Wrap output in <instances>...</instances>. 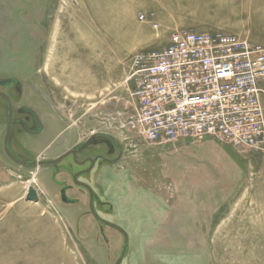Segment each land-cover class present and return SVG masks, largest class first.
I'll return each instance as SVG.
<instances>
[{
  "label": "rangeland",
  "instance_id": "rangeland-1",
  "mask_svg": "<svg viewBox=\"0 0 264 264\" xmlns=\"http://www.w3.org/2000/svg\"><path fill=\"white\" fill-rule=\"evenodd\" d=\"M183 29L264 46V0H0V76L22 83L49 129L37 144L16 140L27 158L53 157L92 133L118 143L113 162L85 180L101 216L128 235L121 264H264V154L206 139L155 146L134 125L132 58ZM98 145L83 155L105 154ZM9 160L0 148V264L115 263L122 236L84 217L85 197L74 192L78 207H62L48 170ZM37 171L51 194L27 202Z\"/></svg>",
  "mask_w": 264,
  "mask_h": 264
},
{
  "label": "built area",
  "instance_id": "built-area-1",
  "mask_svg": "<svg viewBox=\"0 0 264 264\" xmlns=\"http://www.w3.org/2000/svg\"><path fill=\"white\" fill-rule=\"evenodd\" d=\"M125 83L146 143L206 139L264 154V46L221 31H174L163 48L132 58Z\"/></svg>",
  "mask_w": 264,
  "mask_h": 264
},
{
  "label": "flooded vegetation",
  "instance_id": "flooded-vegetation-1",
  "mask_svg": "<svg viewBox=\"0 0 264 264\" xmlns=\"http://www.w3.org/2000/svg\"><path fill=\"white\" fill-rule=\"evenodd\" d=\"M3 70L0 69V73ZM0 130L3 131V139L1 142V151L6 160H9L6 155L3 145L5 141V136L8 132V137L6 140L7 149L11 150L12 142L14 141V145L17 146L18 151L11 150L10 152L16 159L23 161H33V160H54L69 150L78 149L74 155L68 154L63 159H61L57 163V167L53 168L52 166L41 167L40 170L45 169L49 171V177L51 183L54 185V195H56V199L59 205L64 206H78L81 203V199L79 197H73L72 193H77L80 197H85V203L87 205V214L91 216L96 224L100 227H107L105 225L97 222L89 211V195L85 188L76 185L72 181V177L76 175V180L80 183L91 186L85 180V177L88 176L91 172L99 168L102 163H110L113 162V159L110 158V155L113 153H117L120 150V147L117 142H115L112 138L104 136L102 134H94L92 133L86 140L83 142L64 150L63 152L46 158L41 154H35L29 158L26 157L25 151L30 152L28 146H26L25 141L16 140V136L30 138L31 142L37 144L41 142L43 136L49 129L46 128L45 122L41 114L36 109L35 105L32 104V99L29 96V99L26 98L23 100L24 95V87L22 83L14 76H0ZM26 102V103H25ZM59 135V134H58ZM19 137V138H20ZM102 138L103 140L102 143ZM95 144L94 141L96 140ZM88 143L86 144V142ZM32 143V144H33ZM102 144L105 148V154L102 153H94V155H83L84 151L87 149H93L95 146H99L98 144ZM31 144V145H32ZM86 144V145H85ZM84 145V146H83ZM83 146V147H82ZM82 147V148H80ZM109 156V158H107ZM9 162L14 163L11 159ZM68 162L67 164H65ZM16 164V163H14ZM18 165V164H16ZM19 166V165H18ZM65 166L66 168H64ZM21 167V166H19ZM30 168V167H23ZM35 169V168H32ZM89 169V170H88ZM39 171L35 174L38 176ZM62 176V177H61ZM68 178V181L66 178ZM63 178V179H62ZM92 190V188H91ZM93 192V200L92 206L95 214L102 220L107 221L103 217H101L100 208L104 205L101 202L100 197L92 190ZM109 228V227H107ZM111 229V228H109ZM113 230V229H112Z\"/></svg>",
  "mask_w": 264,
  "mask_h": 264
},
{
  "label": "water",
  "instance_id": "water-1",
  "mask_svg": "<svg viewBox=\"0 0 264 264\" xmlns=\"http://www.w3.org/2000/svg\"><path fill=\"white\" fill-rule=\"evenodd\" d=\"M7 137H8V132H7L6 136H5V141H4V145H3L4 151H5L6 155L8 156V158H10L14 163L18 164L21 167H30V168H35L36 170H38L41 167H48V166H52L53 168H56L57 167V163L61 159H63L68 154H71L74 157L76 151L79 149L78 148V149H74V150H69L68 152H66L65 154H63L62 156H60V157H58V158H56L54 160L23 161V160L16 159L9 152V150L7 149V146H6ZM87 143H88V141L86 142V144ZM82 147H80V148H82ZM72 181H73L74 184L79 185V186H81V187H83V188H85L87 190L88 195H89V211H90L91 215L93 216V218L97 222H99L100 224L105 225V226H107V227H109V228L117 231L122 236V239H123L122 248H121V251H120V254H119L117 260L114 263V264H121V262L123 260V257H124V255L126 253L127 247H128V235H127V233L121 227H119V226H117V225H115V224H113L111 222H108V221H105V220L100 219L95 214V212L93 210V206H92L93 192H92L91 188L88 185H86V184H83V183L78 182L76 180V175H74L72 177ZM25 201H27V202H34V203H37L38 202V196H37L36 190L33 187H31V186H29L27 188V190H26V193H25Z\"/></svg>",
  "mask_w": 264,
  "mask_h": 264
},
{
  "label": "bare ground",
  "instance_id": "bare-ground-1",
  "mask_svg": "<svg viewBox=\"0 0 264 264\" xmlns=\"http://www.w3.org/2000/svg\"><path fill=\"white\" fill-rule=\"evenodd\" d=\"M89 137V136H88ZM87 137V138H88ZM86 138V139H87ZM85 139V140H86ZM97 141H99L98 139L96 140V141H94V143L96 144L97 143ZM107 158H109V156H107ZM9 162V161H8ZM68 162H66L65 164H67ZM14 164V163H13ZM97 170V169H96ZM96 170H94L93 172H91L89 175H92L93 173H95L96 172ZM34 177H35V175L33 176V179H34ZM89 185L91 186V188H92V190L97 194V192L95 191V189H94V187L89 183ZM98 195V194H97ZM99 196V195H98ZM60 206H62V207H66V208H77L78 206L76 205V206H72V207H70V206H64V205H60ZM85 207H86V209H87V205H86V203H85ZM87 211V210H86ZM84 217L85 218H87L90 222H92V223H94V224H96L95 222H94V220L91 218V216L90 215H88L87 214V212L84 214ZM101 217H103V216H101ZM98 226V228L99 229H102V227H100L99 225H97ZM120 227H122V226H120ZM123 228V227H122ZM124 229V228H123ZM125 230V229H124ZM112 233H113V235L115 236L116 235V233L114 232V231H112ZM116 238H117V235L115 236ZM129 243V242H128ZM126 254V253H125ZM125 256V255H124ZM124 258V257H123Z\"/></svg>",
  "mask_w": 264,
  "mask_h": 264
},
{
  "label": "crops",
  "instance_id": "crops-1",
  "mask_svg": "<svg viewBox=\"0 0 264 264\" xmlns=\"http://www.w3.org/2000/svg\"><path fill=\"white\" fill-rule=\"evenodd\" d=\"M252 43V42H251ZM44 172H46V170H44ZM43 172V173H44ZM40 173V172H39ZM37 176V175H36ZM36 176L34 177L33 181L35 179H37V183L36 184V187L34 188L36 190V193H37V196H38V199L39 197H46L48 196L49 194H51L48 189H46L40 182H38V178H36ZM44 191V192H43Z\"/></svg>",
  "mask_w": 264,
  "mask_h": 264
}]
</instances>
